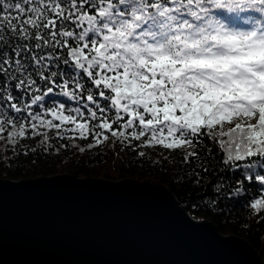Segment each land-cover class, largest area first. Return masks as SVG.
I'll return each mask as SVG.
<instances>
[{
	"label": "snow or ice",
	"instance_id": "snow-or-ice-1",
	"mask_svg": "<svg viewBox=\"0 0 264 264\" xmlns=\"http://www.w3.org/2000/svg\"><path fill=\"white\" fill-rule=\"evenodd\" d=\"M63 141L180 153L264 219V0H0V143Z\"/></svg>",
	"mask_w": 264,
	"mask_h": 264
},
{
	"label": "water",
	"instance_id": "water-1",
	"mask_svg": "<svg viewBox=\"0 0 264 264\" xmlns=\"http://www.w3.org/2000/svg\"><path fill=\"white\" fill-rule=\"evenodd\" d=\"M0 264H264L158 182L0 177Z\"/></svg>",
	"mask_w": 264,
	"mask_h": 264
},
{
	"label": "trees",
	"instance_id": "trees-1",
	"mask_svg": "<svg viewBox=\"0 0 264 264\" xmlns=\"http://www.w3.org/2000/svg\"><path fill=\"white\" fill-rule=\"evenodd\" d=\"M35 141L26 140L25 145ZM54 143H56L54 141ZM67 149L61 148L59 154L14 155L19 149L9 150L0 143V177L20 179L35 176L54 175L68 172L79 177L103 176L120 179L137 178L165 184L175 195L178 203L193 217L207 219L216 225L224 234H232L247 240L264 260V219L257 217L246 204L237 199L230 200L221 208L209 206L206 196H197L201 189L189 182H184L182 174L187 166L181 167L180 153H172L160 148H143L144 157L129 148L121 149L119 144L114 148L109 145L86 148V142H77L86 150L81 153L71 141ZM57 146H59L57 144ZM164 157H171L164 159ZM190 176V173H189ZM249 191L256 195L260 191L253 186ZM264 216V213L261 214Z\"/></svg>",
	"mask_w": 264,
	"mask_h": 264
},
{
	"label": "rangeland",
	"instance_id": "rangeland-1",
	"mask_svg": "<svg viewBox=\"0 0 264 264\" xmlns=\"http://www.w3.org/2000/svg\"><path fill=\"white\" fill-rule=\"evenodd\" d=\"M61 173H68V172H61ZM100 177H103V176H100ZM109 179H112V178H109Z\"/></svg>",
	"mask_w": 264,
	"mask_h": 264
}]
</instances>
